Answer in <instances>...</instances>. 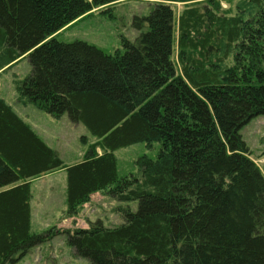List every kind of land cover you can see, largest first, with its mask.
Instances as JSON below:
<instances>
[{"label": "trees", "instance_id": "1", "mask_svg": "<svg viewBox=\"0 0 264 264\" xmlns=\"http://www.w3.org/2000/svg\"><path fill=\"white\" fill-rule=\"evenodd\" d=\"M120 0H0V71L27 58L17 101L67 114L96 138L64 164L0 95V264L56 233L31 231V179L66 172L65 213L109 187L123 222L64 231L90 264H264V176L239 131L264 115V0H155L139 34L105 53L60 31ZM187 3L175 16L169 3ZM176 28V62L173 41ZM160 143L140 176L117 175L114 151Z\"/></svg>", "mask_w": 264, "mask_h": 264}, {"label": "rangeland", "instance_id": "2", "mask_svg": "<svg viewBox=\"0 0 264 264\" xmlns=\"http://www.w3.org/2000/svg\"><path fill=\"white\" fill-rule=\"evenodd\" d=\"M237 0H219V14L234 15ZM155 0H120L104 8H94L74 24L62 29L57 39L62 42L85 41L105 53L123 50L122 38L133 41L139 31L133 27L134 17L146 16L154 7ZM187 3L170 2L175 16ZM176 28L173 41V59L176 62ZM27 58H22L9 68L0 71V95L11 103L19 116L57 150L66 165L78 162L96 141L80 123H73L67 114L53 117L32 104L23 106L17 102L14 80L23 79L30 73ZM243 141L250 150V157L264 176V115L252 118L240 131ZM45 142V141H44ZM161 146L153 142L150 146L136 143L118 148L116 157L119 177L140 176L139 164L142 160H153ZM32 222L33 233L52 230L55 236L36 247L15 264H90L87 259L74 255L66 242L64 231L77 227H87L89 222L101 221L105 227H114L123 222L119 207L132 212L137 210L138 201H119L104 190L93 193L88 202L78 206L74 215L65 213L66 172L57 169L32 178Z\"/></svg>", "mask_w": 264, "mask_h": 264}, {"label": "crops", "instance_id": "3", "mask_svg": "<svg viewBox=\"0 0 264 264\" xmlns=\"http://www.w3.org/2000/svg\"><path fill=\"white\" fill-rule=\"evenodd\" d=\"M3 98H5L4 96H2ZM7 102V101H6ZM18 102V101H17ZM9 105H11V107L13 108V110L19 115V113L17 112V110H15L14 109V107H13V105L11 104V103H9V102H7ZM19 103V102H18ZM20 104V103H19ZM23 106H28V105H23ZM27 123V122H26ZM43 141H45V143L47 144V141L46 140H43ZM47 145H49V144H47ZM57 151V150H56ZM59 153V152H58ZM60 154V153H59ZM48 173H50V172H48ZM45 174H47V173H45ZM43 175V174H42ZM38 177V176H37ZM31 182L33 181L32 179L30 180ZM31 222H32V206H31Z\"/></svg>", "mask_w": 264, "mask_h": 264}]
</instances>
